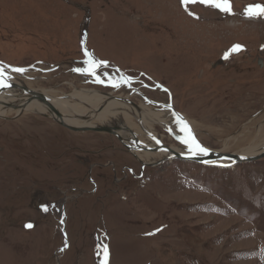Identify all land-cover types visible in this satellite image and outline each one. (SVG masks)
Returning <instances> with one entry per match:
<instances>
[{
    "label": "rangeland",
    "instance_id": "obj_1",
    "mask_svg": "<svg viewBox=\"0 0 264 264\" xmlns=\"http://www.w3.org/2000/svg\"><path fill=\"white\" fill-rule=\"evenodd\" d=\"M231 5L0 0V64L53 99L95 90L171 103L204 148L239 154L264 140V16L246 14L264 0ZM85 48L107 64L102 83L86 74ZM16 110L0 118V264H104L105 245L107 264H264V158L144 166L112 134ZM123 123L151 144L135 116Z\"/></svg>",
    "mask_w": 264,
    "mask_h": 264
},
{
    "label": "bare ground",
    "instance_id": "obj_2",
    "mask_svg": "<svg viewBox=\"0 0 264 264\" xmlns=\"http://www.w3.org/2000/svg\"><path fill=\"white\" fill-rule=\"evenodd\" d=\"M5 78L6 82L10 84V87H0L1 115H6L9 111H12V108H9L6 105L13 104L20 106L16 110L19 116L24 111L29 110L50 116L59 123L61 117L49 107L46 101L37 97V94H43L42 92L24 86L21 82H17L15 77L9 75L7 72H5ZM12 83H14L15 86H13ZM18 91L21 92L20 95H18V93L15 94V92ZM43 95L49 97L50 102L55 109L59 111L63 120L67 124L75 127L90 126L92 121L97 119L104 125L105 123L106 125L108 123V125L114 127V129L118 130L122 135L123 143L130 147L134 155H137L144 163L150 161L146 164H160L162 160L166 161L171 155H173V153L177 152L183 155H205L196 151H190L189 146L181 142L183 139H186V135H177V130L180 129V125L178 124V120H175L174 117L175 115H178L171 106L168 107L166 105L163 110L157 111L151 107H147L144 102H141L139 105L133 103L129 96H112L111 94L107 96L100 95L95 90L88 91L87 93L84 91H75L73 94H63V96L56 99L51 98L48 94ZM10 96H12L11 99H8ZM87 106H89V108H87ZM131 115L135 116L140 121L141 128L149 137L151 144L140 142L137 134L123 123L125 120L128 121L129 116ZM156 124L174 135L177 141H180L183 146H172L170 149L162 147V142L159 140L160 137L157 136L156 133L155 135L157 137L153 135V126ZM122 131H125L123 132L124 134L121 133ZM128 135H130V137ZM262 150H264V140L259 144L250 145L239 154L250 156L259 153ZM211 162L222 164L230 163V160L222 158Z\"/></svg>",
    "mask_w": 264,
    "mask_h": 264
},
{
    "label": "snow or ice",
    "instance_id": "obj_3",
    "mask_svg": "<svg viewBox=\"0 0 264 264\" xmlns=\"http://www.w3.org/2000/svg\"><path fill=\"white\" fill-rule=\"evenodd\" d=\"M181 2L185 6L186 10L192 4H203L208 7L216 8L225 13L232 12L231 0H181ZM189 14L194 15V13L191 12ZM246 14L249 15L250 17L264 16V5H249L246 9ZM240 50H242V46L235 45L231 49V52H238ZM84 55L88 57L86 62L89 65L86 74L96 76L97 81L102 83L103 81H101L99 79V76H97V69H99L100 67H107L106 62L96 61L95 59H93L92 55L88 52L86 48L84 50ZM225 58H227V56ZM12 70L17 73H23L25 71L24 69L21 68H14ZM76 71H80V69H76ZM125 83H128L127 79H125ZM112 86L120 87V84L113 83ZM0 87H10V84L6 82L5 71L2 64H0ZM165 91L167 90L165 89ZM178 124L180 125V131L186 133V139H183L181 142L188 145L190 151H196L198 153L207 155L208 149L200 145L199 142L195 139V136L191 130L190 125H188L187 121H185L182 117H178ZM27 227L31 228L32 225L29 224L27 225ZM103 251L105 256L104 264H107L108 250L106 245L104 246Z\"/></svg>",
    "mask_w": 264,
    "mask_h": 264
},
{
    "label": "water",
    "instance_id": "obj_4",
    "mask_svg": "<svg viewBox=\"0 0 264 264\" xmlns=\"http://www.w3.org/2000/svg\"><path fill=\"white\" fill-rule=\"evenodd\" d=\"M12 85L15 86L14 83H12ZM16 87H17V85H16ZM37 97L40 98L43 101H46L48 103L49 107L52 108L53 111H55V113L59 117H61V120L59 121V123L61 125H63L64 127H67L69 129H71L72 131H77V132H81V131H83V132L84 131H98V132L100 131V132H106V133H109V134H112V135L116 136L123 143V137H122V135L119 133L118 130H115L114 127H112L110 125H101V124L96 125V126H83V127H75V126H72L70 124H67L63 120V118H62L61 114L59 113V111H57V109H55V107L50 102L49 97H47V96H45L43 94H40V93L37 94ZM170 105L172 106L171 103H170ZM6 106H8L9 108H12V109H18L20 107V106H16V105H13V104H10V105L7 104ZM172 108H173V106H172ZM173 110L175 111V113L179 117H182L185 120V118L180 113H178L174 108H173ZM0 118L6 119V116L0 114ZM193 134H194V132H193ZM161 146L162 147H165L166 149H170L169 146H166L163 143L161 144ZM125 147H127L128 149H130V147H128L126 145H125ZM135 157L139 161L143 162L137 155H135ZM222 158L223 159L226 158V159L230 160V163H222V164L219 163L218 164V163H212L211 162V161H215V160L222 159ZM262 158H264V150H262L259 153L254 154V155L247 156V155H241V154H236V153H223V152H218L216 150L208 149V154L207 155H189V154L183 155V154L178 153V152L177 153H173V155H171V157L168 158L166 161H168V160L194 161V162L204 163V164H218L219 166H222V167H225V168H229V167H233L235 165H238L240 163H250V162H254V161L260 160ZM143 164H144V166L145 165H147V166L148 165L149 166H156L153 163L152 164H146V163L143 162Z\"/></svg>",
    "mask_w": 264,
    "mask_h": 264
},
{
    "label": "flooded vegetation",
    "instance_id": "obj_5",
    "mask_svg": "<svg viewBox=\"0 0 264 264\" xmlns=\"http://www.w3.org/2000/svg\"><path fill=\"white\" fill-rule=\"evenodd\" d=\"M127 169L133 171V168H130L129 166H127Z\"/></svg>",
    "mask_w": 264,
    "mask_h": 264
},
{
    "label": "trees",
    "instance_id": "obj_6",
    "mask_svg": "<svg viewBox=\"0 0 264 264\" xmlns=\"http://www.w3.org/2000/svg\"><path fill=\"white\" fill-rule=\"evenodd\" d=\"M64 1V0H63Z\"/></svg>",
    "mask_w": 264,
    "mask_h": 264
}]
</instances>
